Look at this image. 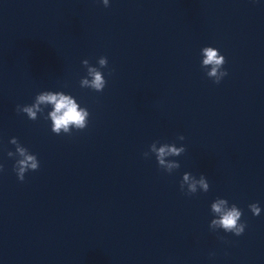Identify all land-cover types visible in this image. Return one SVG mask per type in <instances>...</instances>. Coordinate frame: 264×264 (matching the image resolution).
<instances>
[{"label":"clouds","instance_id":"1","mask_svg":"<svg viewBox=\"0 0 264 264\" xmlns=\"http://www.w3.org/2000/svg\"><path fill=\"white\" fill-rule=\"evenodd\" d=\"M102 3L105 7L109 6V0H102ZM201 56V67L208 69L206 75L214 83L219 84L228 75L227 70L223 69L227 62L225 57L220 54L217 48L211 46L203 47ZM82 64L87 70V76L80 80V86L102 92L107 81L100 69L107 67V57L102 56L98 59L99 68L92 66L87 59L83 60ZM48 106H51V110L45 119L51 121V131L54 134L71 135L73 129L80 131L87 128L90 115L88 109L81 107L73 96L62 91H42L35 96L32 104L17 105L16 111L26 114L29 120L35 121L38 118V113L42 114L44 108ZM177 139L183 141L185 137L179 135ZM10 143L15 146V152L9 151L7 155L10 158L18 157L13 165V171L16 173L17 179L23 182L28 171L39 169V160L35 154L30 153L26 147L22 146L16 137L11 138ZM185 151L186 148L183 144L177 147L175 143L161 144L159 141H154L149 146V150L143 153V156L147 159L150 155H154L158 166L171 174L180 168V163L169 158L179 157ZM0 171H3V165H0ZM209 188V182L204 174L196 178L191 173L185 172L180 182V189L186 195H195L198 190L206 193ZM248 208L254 216H259L261 213L258 203H251ZM210 210L214 216L209 224L211 230L222 229L225 233H233L235 236H241L244 233L246 223L241 222L243 212L236 204L229 205L227 199L218 197L211 203Z\"/></svg>","mask_w":264,"mask_h":264}]
</instances>
